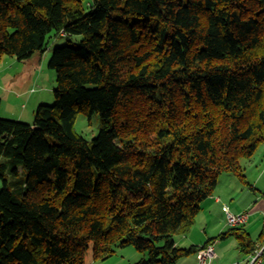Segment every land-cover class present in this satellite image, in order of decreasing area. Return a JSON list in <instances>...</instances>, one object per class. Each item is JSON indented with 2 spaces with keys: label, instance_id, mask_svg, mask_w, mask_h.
I'll return each mask as SVG.
<instances>
[{
  "label": "trees",
  "instance_id": "trees-1",
  "mask_svg": "<svg viewBox=\"0 0 264 264\" xmlns=\"http://www.w3.org/2000/svg\"><path fill=\"white\" fill-rule=\"evenodd\" d=\"M52 33L84 38L53 53L54 105L0 117V264L196 254L174 236L222 174L247 183L264 144V0H0V59L43 54ZM79 114L99 115L92 142ZM241 230L219 238L251 254Z\"/></svg>",
  "mask_w": 264,
  "mask_h": 264
},
{
  "label": "crops",
  "instance_id": "crops-1",
  "mask_svg": "<svg viewBox=\"0 0 264 264\" xmlns=\"http://www.w3.org/2000/svg\"><path fill=\"white\" fill-rule=\"evenodd\" d=\"M23 116L24 112L20 114L19 119L22 120ZM256 160L259 161L257 165ZM256 160L245 168L247 183L233 174L225 173L220 176L218 187L214 194L202 203V211L190 232L178 235L180 237L175 239L179 247L184 249L194 247L200 250L202 247L212 245L215 258L211 264H246L252 253L242 252L235 236L219 238L232 228L226 220L225 208L228 207L233 214L249 213L248 222L238 228L250 236L256 249L264 248V156ZM173 264L201 263L196 253Z\"/></svg>",
  "mask_w": 264,
  "mask_h": 264
},
{
  "label": "rangeland",
  "instance_id": "rangeland-1",
  "mask_svg": "<svg viewBox=\"0 0 264 264\" xmlns=\"http://www.w3.org/2000/svg\"><path fill=\"white\" fill-rule=\"evenodd\" d=\"M83 38V35H74L69 40L64 36L55 37L52 33L46 51L29 61H19L11 56L2 57L0 59V117L32 124L38 106L54 105L53 89L57 85V73L49 67L53 53L56 48L67 44H79ZM22 112L24 116L20 120L19 116ZM75 131L92 142L100 132L99 115L94 114L90 119L84 114H79L75 123ZM261 156H264V144L259 147L250 161L242 162L243 167H248L250 162ZM1 161H5V158ZM7 179L11 182V177L8 175ZM2 187L3 183L0 180V191ZM178 237L180 236H174L175 239ZM144 258L146 256L143 253L136 251L133 247H126L116 249L113 256L98 261L92 260L90 251L86 260L89 264H137Z\"/></svg>",
  "mask_w": 264,
  "mask_h": 264
},
{
  "label": "built area",
  "instance_id": "built-area-1",
  "mask_svg": "<svg viewBox=\"0 0 264 264\" xmlns=\"http://www.w3.org/2000/svg\"><path fill=\"white\" fill-rule=\"evenodd\" d=\"M227 224L230 227H239L248 222L249 213L243 212L239 214H233L229 211L228 207L225 208ZM198 258L201 264H211L214 256L212 245H208L198 251ZM246 264H264V248H258V251H254L250 256Z\"/></svg>",
  "mask_w": 264,
  "mask_h": 264
},
{
  "label": "bare ground",
  "instance_id": "bare-ground-1",
  "mask_svg": "<svg viewBox=\"0 0 264 264\" xmlns=\"http://www.w3.org/2000/svg\"><path fill=\"white\" fill-rule=\"evenodd\" d=\"M202 248H204V247H202ZM199 251V250H198ZM255 251H258V249H256ZM198 253V252H197Z\"/></svg>",
  "mask_w": 264,
  "mask_h": 264
}]
</instances>
